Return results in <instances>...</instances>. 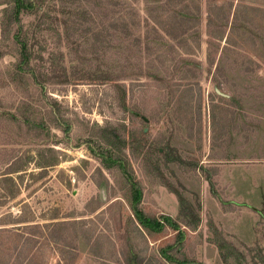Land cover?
Instances as JSON below:
<instances>
[{"label": "rangeland", "instance_id": "1", "mask_svg": "<svg viewBox=\"0 0 264 264\" xmlns=\"http://www.w3.org/2000/svg\"><path fill=\"white\" fill-rule=\"evenodd\" d=\"M37 2L24 17L44 54L32 76L13 79L16 49L0 46V264H175L159 249L176 231L139 233L120 167L92 153L110 150L108 130L125 139L109 153L142 185L144 212L179 211L177 193L200 217L168 254L264 264V0H188L176 22L165 0H118L110 16L141 26L126 38L108 27L105 52L95 0ZM47 148L58 164L42 168Z\"/></svg>", "mask_w": 264, "mask_h": 264}, {"label": "trees", "instance_id": "2", "mask_svg": "<svg viewBox=\"0 0 264 264\" xmlns=\"http://www.w3.org/2000/svg\"><path fill=\"white\" fill-rule=\"evenodd\" d=\"M81 1V0H80ZM118 0H95L97 3L96 16L98 18L97 24L95 26V36L94 41L99 40L100 45H102V51L105 52V49H110V39H106L104 33L108 30V27L115 28L122 32L123 38L128 37L129 30L136 28L140 30L141 20L140 18L135 21H129L130 16L125 14H120V16H116L112 18L110 16L111 10L108 7ZM188 0H165V4L172 5L174 8L169 9V17L176 22L179 20L177 17L179 15L180 10L177 11L178 5L186 6ZM38 2L37 0H0V46H3L6 42H12L16 49L17 59L14 63L17 66L18 74L15 78L29 76L34 73L35 66H38L39 60L44 58L43 50L39 48L34 39V30L32 29V22L25 23L24 17L34 13L37 10ZM85 10V13L89 11V8L86 5L77 4L74 6V13L81 14L82 11ZM154 23L157 24L158 20L154 17ZM72 25V24H71ZM37 25H35L36 27ZM184 31V30H183ZM66 37L69 39L72 33V26H67L66 28ZM166 34L169 38L174 39L175 35L166 30ZM5 51L0 49V57L4 56ZM47 58L50 62L53 61V52H50ZM60 57H63V53H60ZM50 66V65H49ZM26 123L30 121L26 116L24 117ZM110 129V128H108ZM115 130H118L117 128ZM105 144L110 147L108 152H100L95 154L96 152L91 150L92 153L98 157H100L101 161L107 162L105 165L109 167L110 164H118L120 167L121 174L125 177L126 182L129 187V196L127 198V202L130 209L129 222L135 227L139 233H145L147 235L158 234L164 232L167 228H171L176 231L177 237L175 244H170L165 247L159 249V254L168 262L175 264H204L202 261L197 259H187L182 260L174 255L168 254V252L175 249V245L181 244L182 240L185 236V230L182 226H185L189 229H196L200 222V217L198 214L194 213V208L190 201L187 198L181 196V194H177L178 202H179V211L176 217H172L169 214L162 213L159 216H151L144 212L141 207V202L143 198V187L142 185L135 180L131 175H129L126 165L121 162V158H115L109 152L111 149L115 148L116 143L122 141L121 143H125V139L115 132H110L109 130L102 136ZM54 151L53 148H47L42 151H38V156L40 160L38 162L39 166L42 168L53 166L58 164V161L49 160L43 158L44 152ZM42 152V153H41ZM38 157V159H39ZM42 157V158H41ZM56 161V162H55ZM3 173L2 175H5ZM8 176H4L2 178H6ZM209 182V181H208ZM211 183V182H210ZM189 208L191 211H189ZM210 227H212V232L214 233V238L211 240L218 248V252L220 256H222L225 260L229 257L233 256L236 252V248L225 239L224 235L217 230L213 226L212 223H209ZM126 259V264H131L132 261L135 264H141L139 258L134 255L128 256Z\"/></svg>", "mask_w": 264, "mask_h": 264}, {"label": "crops", "instance_id": "3", "mask_svg": "<svg viewBox=\"0 0 264 264\" xmlns=\"http://www.w3.org/2000/svg\"><path fill=\"white\" fill-rule=\"evenodd\" d=\"M220 165V167L221 166H225L226 164L225 163H223V164H216V166H219ZM174 211H172L171 212V214H169L170 216H172V217H175V216H173L172 214H175V215H177V213H178V203L176 204V202H175V206H174V209H173ZM165 214H168V213H165ZM182 228L185 230V229H188V228H186L185 226H182Z\"/></svg>", "mask_w": 264, "mask_h": 264}, {"label": "water", "instance_id": "4", "mask_svg": "<svg viewBox=\"0 0 264 264\" xmlns=\"http://www.w3.org/2000/svg\"><path fill=\"white\" fill-rule=\"evenodd\" d=\"M131 264H135V262H134V261H132V262H131Z\"/></svg>", "mask_w": 264, "mask_h": 264}]
</instances>
